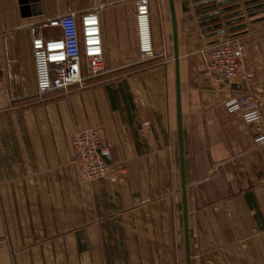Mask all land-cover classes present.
I'll list each match as a JSON object with an SVG mask.
<instances>
[{
	"label": "crops",
	"instance_id": "obj_1",
	"mask_svg": "<svg viewBox=\"0 0 264 264\" xmlns=\"http://www.w3.org/2000/svg\"><path fill=\"white\" fill-rule=\"evenodd\" d=\"M173 2L174 12L151 0L160 55L145 58L133 0H0V264H188L187 235L190 264H264V0ZM67 13L98 16L103 71L39 95L30 25L59 34L45 22ZM229 38L246 43L247 81L202 70ZM244 94L260 105V130L224 106ZM88 127L104 134L119 178L79 172L70 138Z\"/></svg>",
	"mask_w": 264,
	"mask_h": 264
},
{
	"label": "built area",
	"instance_id": "obj_2",
	"mask_svg": "<svg viewBox=\"0 0 264 264\" xmlns=\"http://www.w3.org/2000/svg\"><path fill=\"white\" fill-rule=\"evenodd\" d=\"M123 2L127 0H115ZM138 29L140 52L145 58L157 57L151 25V0H133ZM95 19V20H93ZM45 25L59 28V34L44 36L37 24L30 25V40L36 72L37 93L69 90L75 86H86L88 77L103 70V47L99 18L96 14L84 15L80 20L74 13L50 18ZM264 48V40H263ZM246 43L229 38L208 48L203 67L214 74L220 82L247 81L252 74L244 71ZM86 61V62H85ZM226 110L239 113L248 125L258 126L262 122L260 105L253 95L229 96L224 101ZM256 142L264 143V133H259ZM72 148L76 161L87 181H96L123 174V168L112 170L110 150L105 139L96 128L77 130L72 136Z\"/></svg>",
	"mask_w": 264,
	"mask_h": 264
},
{
	"label": "water",
	"instance_id": "obj_3",
	"mask_svg": "<svg viewBox=\"0 0 264 264\" xmlns=\"http://www.w3.org/2000/svg\"><path fill=\"white\" fill-rule=\"evenodd\" d=\"M171 7L174 12V2L173 0H170ZM224 3L221 2L218 4L219 6L223 5ZM174 24L175 18H174ZM174 49H175V62L177 67V92H178V102L180 107V69H179V61H180V54H179V48H178V35H177V29L176 25L174 28ZM180 145H181V164H182V192H183V199H184V217L186 222V228L188 223V204H187V184H186V174H185V157H184V147H183V137H182V128H181V120H180ZM188 231V228H187ZM187 260L188 264H190V246H189V239L187 235Z\"/></svg>",
	"mask_w": 264,
	"mask_h": 264
},
{
	"label": "rangeland",
	"instance_id": "obj_4",
	"mask_svg": "<svg viewBox=\"0 0 264 264\" xmlns=\"http://www.w3.org/2000/svg\"><path fill=\"white\" fill-rule=\"evenodd\" d=\"M167 49H168V52L166 53L167 55H166V58H167V60H169V61H171L172 59H173V57H174V54H173V48H172V44H169V46L167 47ZM205 73H207V71L205 70V68L203 67V69H202ZM103 71V70H102ZM101 71V72H102ZM85 87V86H84ZM73 88H75V89H80V88H83V87H78V86H75V87H73ZM88 128H93V127H88ZM81 129H83V128H81ZM97 130H99V133L103 136V138L105 139V141H106V144L108 145V143H107V140H106V138H105V136H104V134L100 131V129H98V128H96ZM77 130H79V129H76L75 130V132L77 131ZM74 132V133H75ZM73 133V134H74ZM73 134H72V136H73ZM72 136H71V138H70V142L72 141ZM109 147V146H108ZM71 150H72V158H73V162L80 168L79 169V172L81 173V175L83 176V178L86 180V178L84 177V175H83V170H82V168L79 166V164L77 163V161H76V158H75V155H74V153H73V148H72V143H71ZM109 150H110V148H109ZM109 159V161H110V158H108ZM123 168V166H117L116 168H112V170H116V169H118V168ZM123 170H124V168H123ZM122 175V174H121ZM121 175H119L118 177H114V178H119ZM109 177H111V176H109ZM109 177H107V178H109ZM105 179V178H104ZM102 180V179H101ZM87 181V180H86ZM87 182H91V181H87ZM218 183H220V187H223L224 186V184L225 183H227V184H229L230 186H232L231 187V190H233V186L236 188V189H241V188H244V187H246V186H251V185H253V184H255V182H246V181H220V182H218Z\"/></svg>",
	"mask_w": 264,
	"mask_h": 264
},
{
	"label": "bare ground",
	"instance_id": "obj_5",
	"mask_svg": "<svg viewBox=\"0 0 264 264\" xmlns=\"http://www.w3.org/2000/svg\"><path fill=\"white\" fill-rule=\"evenodd\" d=\"M93 20H95V19H93Z\"/></svg>",
	"mask_w": 264,
	"mask_h": 264
}]
</instances>
